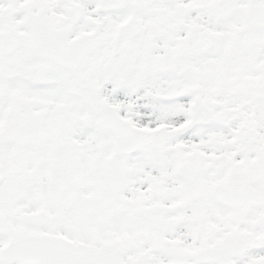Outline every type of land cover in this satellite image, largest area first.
<instances>
[{
	"label": "snow or ice",
	"instance_id": "6c2138e0",
	"mask_svg": "<svg viewBox=\"0 0 264 264\" xmlns=\"http://www.w3.org/2000/svg\"><path fill=\"white\" fill-rule=\"evenodd\" d=\"M0 264H264V0H0Z\"/></svg>",
	"mask_w": 264,
	"mask_h": 264
}]
</instances>
